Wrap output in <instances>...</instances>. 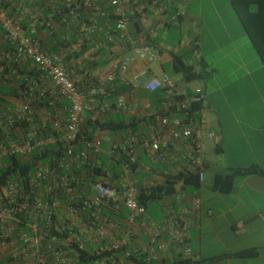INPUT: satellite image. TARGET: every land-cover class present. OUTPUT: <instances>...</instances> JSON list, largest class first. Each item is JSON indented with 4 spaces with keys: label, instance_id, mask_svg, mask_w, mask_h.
Instances as JSON below:
<instances>
[{
    "label": "built area",
    "instance_id": "1",
    "mask_svg": "<svg viewBox=\"0 0 264 264\" xmlns=\"http://www.w3.org/2000/svg\"><path fill=\"white\" fill-rule=\"evenodd\" d=\"M108 1L116 22L115 34L125 40L130 23L127 11L122 0ZM183 1L148 0L147 8L151 12H174L171 25H177L183 15L180 10ZM92 7L93 2L86 1L68 8L71 16L76 18L77 11H89ZM0 27L11 47L10 51H0V86H15L29 73L27 63L30 62L42 73V84H50L56 99L69 103L65 117L44 112L36 118L31 105L34 97L30 93L23 100H10L14 103L10 112L0 113L3 130L0 167L6 157L28 158L39 148L60 144L63 147L60 159L51 157L53 163H38L27 178L19 175L0 188V245L13 237L27 243L33 251L32 264H84L82 257L86 264H118V253L129 261L141 257L146 264H153L159 256L174 255L192 260L195 253L189 244V234L201 219V199L194 196L189 204L176 209V203L181 202V197H177L168 204L164 222L155 223L147 219V206L141 202L143 188L138 181L129 179L128 174L137 164L136 149L141 146L154 165L178 162L182 165L179 173H197L201 183L205 180L206 144L214 142L215 135L204 122L200 106L204 100L202 88L189 90L168 75L149 78L147 69L135 73V61L150 67L162 59V51L147 44L134 45L132 56L117 62L113 71L102 80L73 77L67 70L66 56L50 52L33 35L27 36L21 22L2 6ZM100 31L96 22L84 25L81 30L88 36ZM107 37L113 41L114 32L109 31ZM190 48L193 55L200 58L198 41L193 40ZM119 84L132 93H159L158 104L149 107L154 120L148 126L147 134H131L124 143L130 160L123 164L124 174L120 176L119 184L91 182L85 185L70 174V170L81 161L94 173L99 168L96 159L101 152L97 140L83 135L85 112L97 99L116 96ZM126 105V96L119 95L116 108L124 109ZM27 120L31 121L28 128L18 127L15 136L10 133L17 123ZM117 149L113 146L109 155L113 156ZM123 208L129 213L124 229L113 217ZM61 209L65 211L63 223H59ZM137 224L146 233H151L146 248L131 247L135 236L132 228ZM22 226L28 229L22 230ZM57 226L59 234L67 233L64 239L53 234ZM107 226L123 232L124 237L107 243ZM52 240L63 241L66 246ZM2 257L0 249V259Z\"/></svg>",
    "mask_w": 264,
    "mask_h": 264
},
{
    "label": "crops",
    "instance_id": "2",
    "mask_svg": "<svg viewBox=\"0 0 264 264\" xmlns=\"http://www.w3.org/2000/svg\"><path fill=\"white\" fill-rule=\"evenodd\" d=\"M86 1L93 2L92 9L84 13V15L87 14V16L85 15L86 18L80 20L71 18L68 21L70 23H67L66 18H68V15L62 17L61 21H58V18L55 17L60 14L58 9L61 7H76L77 4ZM231 1L184 0L180 7L181 12H183L182 21L178 22L177 25H171V17L174 12H151L147 8L148 0H122L130 21L128 38L125 40L118 38L115 30H113L115 35L113 41H109L107 34L110 30L115 29L116 22L113 20L114 18L112 19L103 12V10L107 11L109 7L108 0H0V6L5 8L11 16L17 18L25 29L26 35H33L45 49H53L59 44L60 51L58 53L68 57L66 67L73 77H85L87 81H99L113 71V66L117 62L126 56H132L134 45L141 44H147L162 51V59L158 67L153 65L148 67L139 61L134 63L135 73L147 69L149 78L167 75L164 67L170 60L174 64L176 57H181L183 64L191 65L196 70L195 65L186 60L183 55V51L189 53L190 43L195 39L199 43L200 58H196L193 53L189 54L195 57L202 66H210L206 54L203 53V43L201 42L203 32L194 33V36L192 32L194 30L193 24L206 27L208 24L206 19L212 12L215 16H218L220 22H223L224 29L226 32L228 31L227 37L232 41L234 52L238 53L239 48L235 45L233 37L225 24L227 16L229 21L237 28L239 35L244 38L246 33L242 31V25L232 8ZM221 5L224 10H221ZM192 7L195 8L194 11H192ZM223 13L226 15L223 16ZM89 20L91 23H99L101 31L91 36L83 34L81 32L82 27L87 25ZM184 25L189 28V33L178 42L174 41L170 31L162 37L159 36V33L168 31L172 27L181 28ZM33 32L34 34H32ZM5 45L8 44L0 27V51L6 50ZM221 47L218 44V48ZM256 54L257 52L252 53L251 51L250 61L246 62L245 60V63L242 61L241 64L237 63V65L240 68L245 67V77L250 82L255 96L258 97V102L264 105V63ZM225 56L229 58L230 54L225 53ZM251 62L255 65L252 70L249 68ZM195 81L197 80L187 81L183 76L177 82L189 90L197 87L203 89V118L207 129L215 135L214 143L219 144L216 147L217 152H220L222 144L232 145L231 143H238L240 146L238 145L231 162L221 165L208 160L207 151L209 145L213 142L207 143L205 180L200 187L193 188L183 186L180 183L177 186L175 196L168 197L162 202L151 204L148 207L147 219L155 223H162L168 216L167 206L171 201L181 197V202L175 205L177 209L181 205L189 204L190 198L198 196L202 203V216L198 225L189 234V244L195 253L192 260L203 264H264V175L236 176L233 190L229 193L219 192L213 188L217 174L227 175L231 173L232 169L249 168L251 166H258L264 171V111H247L240 118L236 116L238 134H231L229 127H223L219 118L217 119L205 110L206 88L198 82L193 85ZM44 85V88L39 85L41 87L40 91L48 92L51 97H54L50 84ZM117 90H120V93L113 98L97 99L95 103L90 104L85 112L83 126L86 125L90 128L89 125L94 124L96 121H112L124 124L132 120L142 121L150 116L152 110L149 107L158 104V98H152L153 94L151 93L145 91L132 93L126 86L121 84L118 85ZM119 95H125L127 98V105L124 109L116 108ZM53 102L54 114L65 117L68 106L58 108L56 105L60 104V101L55 97ZM10 103L14 105L12 101ZM143 127L145 128L146 125H143ZM119 129L116 131L97 130L95 132V140L100 143L101 152L96 159L99 168L94 173H91L79 161L72 167L70 174L81 179L80 181L85 185L91 182H104L108 185L119 184L120 176L124 174V163L121 162L120 149H124V143L132 134L130 131L122 132ZM148 131V127H146L145 133L147 134ZM140 132L142 130L139 129L137 133ZM239 133H241L240 136ZM108 138L111 139V142H107ZM113 146L118 149L111 156L109 151ZM136 155L138 158L137 166L129 172L128 177L131 180L138 181L144 189L162 183L165 175L179 173L182 166L178 162L168 163L166 166L154 165L141 146H137ZM209 174L211 175V182L206 187L205 183ZM155 205H159V207L155 208ZM209 211L212 212V215L209 214ZM64 215L65 211L61 209L59 223H63L65 220ZM108 215L110 216V214ZM128 216V211L123 208L120 213L113 217L121 223L124 229ZM21 229L27 230L28 228L22 226ZM106 229L107 243L124 237L123 232L116 231L112 226H107ZM132 229L135 236L131 247L146 248L151 240V233H146L139 224ZM55 231L58 232V226L55 227ZM52 242L66 246L63 241L52 240ZM254 248L258 253L256 256L245 258L237 256L242 251ZM0 249L3 254L0 264H32L33 262L31 247L16 237L1 243ZM70 256L72 257V255ZM117 256L118 264H133L132 261L125 259L121 253H118ZM177 258L179 257L174 255L159 256L153 264H171ZM212 259L217 260L211 261Z\"/></svg>",
    "mask_w": 264,
    "mask_h": 264
},
{
    "label": "trees",
    "instance_id": "3",
    "mask_svg": "<svg viewBox=\"0 0 264 264\" xmlns=\"http://www.w3.org/2000/svg\"><path fill=\"white\" fill-rule=\"evenodd\" d=\"M232 8L237 15L245 33L247 34L249 40L251 41L257 55L260 60L264 63V0H232L231 1ZM60 14L57 17L58 21H61L62 17L68 15L66 18V22L70 23L71 18L74 20H80L86 18L87 14L84 15L87 10H79L78 17L71 16L70 8L61 7L58 9ZM104 14L109 15L112 19L113 8L109 5L106 10H103ZM115 20V18L113 19ZM182 21V16L179 19V22ZM90 20L88 24H90ZM101 26L99 23H97ZM112 29L110 31H113ZM114 32V31H113ZM196 40V39H195ZM197 41V40H196ZM4 48L8 51L11 50V47L5 45ZM52 53H58L60 51L59 44L56 45L53 49L49 50ZM193 49L190 48L189 53H192ZM68 60V57H66ZM11 61H9L10 64ZM175 69L178 73H183L184 78L187 81H194L203 78V74L197 72L193 66L185 65L182 63L181 57H176L174 59ZM27 67L30 70L27 75L23 77L15 86L11 85H3L0 86V113H9L12 105L10 100L12 99H20L23 100L25 97L29 96L30 93L34 97V101H32L31 105L33 106V113L37 118L40 113H54L53 110V100L54 97L48 94V92H44L42 94L41 87L44 88V84H42V73L38 70V68L32 63H27ZM35 83L41 85V87H35ZM118 91V90H117ZM116 91V92H117ZM120 93V90L116 93ZM29 94V95H28ZM39 97V98H38ZM159 97V93L153 94L152 98L156 99ZM56 98V97H55ZM58 108H66L68 103L64 101H60V104H57ZM202 106V104L200 105ZM154 120L153 116H149L144 118L142 121L132 120L126 124L117 123V122H101L96 121L94 124L88 126L84 125L82 127L83 135L88 139H95V132L97 130L101 131H116L118 128L122 132L130 131L132 134H136L138 130H142V132H146V127H148ZM37 122V120H35ZM33 123V122H32ZM31 121L27 120L21 123H17L14 128L10 129V133L15 136V131L18 127H22V129H26L30 126ZM143 125H146L144 128ZM4 126V124H3ZM143 127V128H142ZM3 132L2 125H0V135ZM129 150L120 149L121 154V162L128 163L130 160V156L128 153ZM63 152L62 145L48 146L39 148L36 152L31 154L28 158H23L19 156L15 157H6L1 161L0 167V188L4 187L11 182L14 177L21 176L23 179L27 178L29 174H32L38 163H53V159H60L61 154ZM53 159H52V158ZM138 163V162H137ZM137 164L133 166L135 169ZM264 175V171L261 170L258 166H251L249 168H235L232 169L230 174L223 175L217 174L214 179L213 188L216 191L229 193L233 190L234 186V178L238 175ZM182 183L183 186H189L193 188H198L201 185L199 175L197 173H177L170 174L164 176V181L156 186L150 187L148 189H142V194L140 196L141 202L148 207L151 204H156L162 202L168 197H171L177 193V186ZM53 234L57 236L59 239H64L67 236V233L59 234L56 231H53ZM258 253L256 249H249L246 251H242L237 254V256L245 258V257H253ZM217 259H212L211 261H216ZM82 261L86 264V260L82 257ZM134 264H146L141 257H135L133 260ZM171 264H203L198 263L190 259L177 258Z\"/></svg>",
    "mask_w": 264,
    "mask_h": 264
},
{
    "label": "rangeland",
    "instance_id": "4",
    "mask_svg": "<svg viewBox=\"0 0 264 264\" xmlns=\"http://www.w3.org/2000/svg\"><path fill=\"white\" fill-rule=\"evenodd\" d=\"M220 8L224 10L222 5ZM194 10L195 8L192 7V11ZM224 15L226 14L223 13V16ZM206 20L208 21L206 27L193 24L194 30L192 35L194 36V33L203 32V37L201 39L203 43V53L206 54L210 66H202L195 57H192L191 54L184 51L183 55L186 60H189L195 65L197 72L203 74V78L195 81L193 85H196L198 82L201 86L206 88L205 110L209 111L217 119L219 118L223 127H229L231 134H238V127L236 126L235 120L236 116L240 118V116L244 115L247 111H264L263 103L258 102V97L255 96L250 82H248L245 77V67L240 68L237 65V63L241 64L242 61L245 63V60L249 62L252 57L251 51L252 53L256 52H254L255 49L246 34L244 38L239 35L237 28L229 21L228 16L225 19V24L233 37L235 45L239 48L238 53L234 52L232 41L227 37L228 31L226 32L224 24L220 22L218 16H215L214 12H212ZM169 31L174 41L178 42L182 37L188 35L189 28L186 25L181 28L172 27L168 31L166 30L165 32L159 33V36L162 37ZM242 31H244V29H242ZM218 44L222 47L218 48ZM165 48L167 49L166 45ZM225 53L230 54V59L225 56ZM257 59L259 61L258 56ZM159 65V62L153 64L154 67H158ZM254 67V63L251 62L249 68L252 70ZM164 68L166 74L175 81L179 82L184 76L183 73L176 72L171 60ZM240 135L241 133H239V136ZM217 142H219V140H217ZM231 144L232 145L222 144L219 153L216 150L219 144L214 142L210 144L207 151L208 160L221 165L229 164L239 145L238 143ZM210 182L211 175L209 174L205 183L206 187L209 186ZM154 207L158 208L159 205H155Z\"/></svg>",
    "mask_w": 264,
    "mask_h": 264
}]
</instances>
